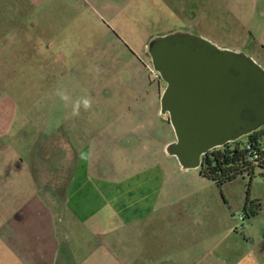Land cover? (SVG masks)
I'll list each match as a JSON object with an SVG mask.
<instances>
[{"label": "crops", "instance_id": "1", "mask_svg": "<svg viewBox=\"0 0 264 264\" xmlns=\"http://www.w3.org/2000/svg\"><path fill=\"white\" fill-rule=\"evenodd\" d=\"M61 3L0 0V264H264V192L247 195L245 211L244 190L236 202L226 185L219 195L200 167L166 152L165 88L134 91L121 111L54 121L58 83L67 92L86 81L52 69ZM70 148L61 190L52 168Z\"/></svg>", "mask_w": 264, "mask_h": 264}, {"label": "rangeland", "instance_id": "2", "mask_svg": "<svg viewBox=\"0 0 264 264\" xmlns=\"http://www.w3.org/2000/svg\"><path fill=\"white\" fill-rule=\"evenodd\" d=\"M60 5L67 24L56 40L62 48L51 50L54 75L64 74L72 80L79 77L86 81L70 82L67 92L61 88L63 83H58V90L64 92L66 98L62 100L57 91L53 92V101L63 112L56 113L58 109L54 108V121L71 118L77 103L78 113L84 109L88 112L84 116L92 119L90 112L96 111V107L121 111L128 106V99L136 90H149L151 95L159 88L160 93L167 83L153 69L149 47L154 38L174 31L187 30L219 48L244 52L264 68V0H62ZM99 79L103 80L100 88ZM92 95L96 98H91ZM86 99L91 104L87 109L84 107ZM158 100L161 110V98ZM164 115L167 127L168 123L172 125L169 114ZM117 117L120 118L115 122L123 120L121 115ZM149 120H153L152 116ZM262 129L264 139V125ZM148 133V144H157L156 139L151 138L152 130ZM248 135L239 139L246 141ZM169 139L167 153V146L176 141L174 128L171 134L166 130L165 140ZM131 141L136 144V139ZM70 152L71 148L67 161L61 164L62 169L52 168L53 180L61 190L73 167L74 153ZM155 159L154 155L148 160ZM263 176L264 169L257 167L252 183L248 175H240L223 185L214 181L211 185L222 196L226 185L227 196L236 202L243 190L246 196L264 192ZM235 214L239 223L247 218L241 208ZM240 215H244L243 220Z\"/></svg>", "mask_w": 264, "mask_h": 264}, {"label": "water", "instance_id": "3", "mask_svg": "<svg viewBox=\"0 0 264 264\" xmlns=\"http://www.w3.org/2000/svg\"><path fill=\"white\" fill-rule=\"evenodd\" d=\"M149 51L167 83L161 109L176 134L167 151L184 168L264 125V68L248 54L181 30L154 38Z\"/></svg>", "mask_w": 264, "mask_h": 264}, {"label": "trees", "instance_id": "4", "mask_svg": "<svg viewBox=\"0 0 264 264\" xmlns=\"http://www.w3.org/2000/svg\"><path fill=\"white\" fill-rule=\"evenodd\" d=\"M263 139V129L250 133L248 139L252 145H260ZM246 141L237 139L226 143L223 146L215 147L202 156L200 165L201 174L219 185L236 179L238 176L248 175L252 181L257 167L264 169V149L253 160L250 159ZM247 196L244 210L247 211Z\"/></svg>", "mask_w": 264, "mask_h": 264}, {"label": "built area", "instance_id": "5", "mask_svg": "<svg viewBox=\"0 0 264 264\" xmlns=\"http://www.w3.org/2000/svg\"><path fill=\"white\" fill-rule=\"evenodd\" d=\"M155 70V68H153ZM158 72L157 70H155ZM159 73V72H158ZM158 76V74H156ZM246 148L248 149V154L250 156V159H254L259 155V152L264 149V142H261L260 145L254 146L249 141H246ZM240 219H244V215H240Z\"/></svg>", "mask_w": 264, "mask_h": 264}, {"label": "clouds", "instance_id": "6", "mask_svg": "<svg viewBox=\"0 0 264 264\" xmlns=\"http://www.w3.org/2000/svg\"><path fill=\"white\" fill-rule=\"evenodd\" d=\"M57 95H59L62 100H64L66 98L65 95H64V92H62V91H59L58 90L57 91ZM90 106H91L90 101L88 99H86L84 101V107H85V109L89 108ZM78 109H79V103H77L76 106H75V109L73 111V116H76V115L79 114L78 113Z\"/></svg>", "mask_w": 264, "mask_h": 264}]
</instances>
